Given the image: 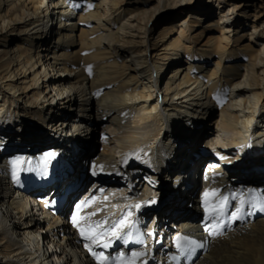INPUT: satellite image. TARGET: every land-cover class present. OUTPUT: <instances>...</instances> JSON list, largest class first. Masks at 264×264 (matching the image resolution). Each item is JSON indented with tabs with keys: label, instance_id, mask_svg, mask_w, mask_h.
<instances>
[{
	"label": "bare ground",
	"instance_id": "1",
	"mask_svg": "<svg viewBox=\"0 0 264 264\" xmlns=\"http://www.w3.org/2000/svg\"><path fill=\"white\" fill-rule=\"evenodd\" d=\"M1 140L0 264H264V0H0ZM121 218L107 248L80 234Z\"/></svg>",
	"mask_w": 264,
	"mask_h": 264
},
{
	"label": "snow or ice",
	"instance_id": "2",
	"mask_svg": "<svg viewBox=\"0 0 264 264\" xmlns=\"http://www.w3.org/2000/svg\"><path fill=\"white\" fill-rule=\"evenodd\" d=\"M45 155L48 157H51L53 153H46ZM19 159L20 158H17V161ZM17 161H13L12 163L16 164ZM213 191L215 192L216 190H213ZM207 195L208 193H205V196ZM104 199L107 200V197H105ZM92 200H95V197H92ZM92 200L85 198V200L81 201L80 203L76 205V209L82 210V206L89 207L91 205ZM222 200L227 201L228 197H223ZM241 203H243V201H241ZM262 208H264V205H262ZM205 211L206 213H208L209 219H212V220H217L225 215L223 206L213 207L211 211H209V209L206 207ZM240 211H241L240 208L236 209V212H240ZM94 215H96V212H91V213H88L86 216L80 217V219L87 221L88 217H91ZM233 216H235V213H233ZM72 223L77 227L80 226L79 221L76 218V214H73ZM105 223L106 222H95L94 224L86 223L87 234L84 229H81L80 234L82 237H84V239L90 240L93 244H96L98 247L107 248L109 247V243L106 242L103 245H101L99 243L101 238L107 237V236H114L116 238H120V232L123 230V228L126 225H125L124 218L114 221L109 228H104ZM99 229H103V230L99 231ZM181 240L183 241L182 243H181ZM125 243H127V239H125ZM200 246L201 245H198L195 240H190L187 238H178L177 240V248L179 249L181 253H184L187 255H191V253L195 251L197 247H200ZM85 247L88 248L90 252H92L93 256L97 257V259L99 260V264H107L109 258L104 256L103 252H100V253L93 252L92 249L87 244L85 245ZM133 255L140 256V255H145V254L144 253H134Z\"/></svg>",
	"mask_w": 264,
	"mask_h": 264
},
{
	"label": "rangeland",
	"instance_id": "3",
	"mask_svg": "<svg viewBox=\"0 0 264 264\" xmlns=\"http://www.w3.org/2000/svg\"><path fill=\"white\" fill-rule=\"evenodd\" d=\"M209 6L211 7V6H213V4H212V5L209 4ZM90 137H91V136H90ZM184 137H188V133H184L183 138H184ZM83 138L85 139V138H87V136H85V137H83ZM91 138H92V137H91ZM90 142H93V141L90 139ZM197 154H198V153H196V155H197ZM200 156H201V155H200ZM245 163H246V162H245ZM91 175H92V174H91ZM195 175H196V174H195ZM99 176H100V175H98V177H99ZM101 176H102L101 179H102V180H105V176H104V174L101 175ZM172 178H174V176H173V177H168V179H169V181L167 182L168 187H169V186H172L173 183H174V186L177 187L176 183L173 182V180H174L175 178H174L173 180H172ZM122 180H123V179H122ZM180 180H181V179H180ZM120 181H121V180H120ZM171 182H172V183H171ZM100 183H101V182H100ZM55 190H56L55 188H52V189H51L52 192H47V191H46V192H47V193H46L47 198H50V197L53 195L52 193L55 192ZM168 190H169V189H168ZM174 190H175V189H174ZM59 191H60V190H58V192H59ZM62 194H63V193H62ZM63 195H64V194H63ZM79 201H80V200H79ZM150 219H153V216H151ZM156 219H157V217H155V220H156ZM149 224H150V222H149ZM149 224H148V226H149ZM146 229H147V228H146Z\"/></svg>",
	"mask_w": 264,
	"mask_h": 264
}]
</instances>
